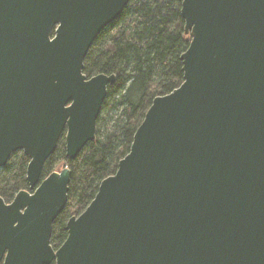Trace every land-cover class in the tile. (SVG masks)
I'll use <instances>...</instances> for the list:
<instances>
[{
    "label": "water",
    "instance_id": "95a60500",
    "mask_svg": "<svg viewBox=\"0 0 264 264\" xmlns=\"http://www.w3.org/2000/svg\"><path fill=\"white\" fill-rule=\"evenodd\" d=\"M129 1L0 0V169L29 158L28 190L0 197V264H264V0H181L183 82L51 246L71 170H42L62 135L69 160L95 139L115 75L83 63Z\"/></svg>",
    "mask_w": 264,
    "mask_h": 264
},
{
    "label": "trees",
    "instance_id": "16d2710c",
    "mask_svg": "<svg viewBox=\"0 0 264 264\" xmlns=\"http://www.w3.org/2000/svg\"><path fill=\"white\" fill-rule=\"evenodd\" d=\"M181 0H130L121 15L94 40L83 63L88 77L115 75L96 121L95 139L74 160L65 157L64 135L46 160L41 178L60 164L71 170L67 203L52 226L50 244L57 249L66 239L65 224L85 210L100 182L115 174L152 100L172 92L183 82L181 54L189 36L184 33ZM29 158L11 154L0 169V197L10 203L28 190ZM54 264V263H51Z\"/></svg>",
    "mask_w": 264,
    "mask_h": 264
},
{
    "label": "flooded vegetation",
    "instance_id": "af4514ba",
    "mask_svg": "<svg viewBox=\"0 0 264 264\" xmlns=\"http://www.w3.org/2000/svg\"><path fill=\"white\" fill-rule=\"evenodd\" d=\"M48 35H49V39L52 40L53 39V26L51 27Z\"/></svg>",
    "mask_w": 264,
    "mask_h": 264
},
{
    "label": "rangeland",
    "instance_id": "374dc122",
    "mask_svg": "<svg viewBox=\"0 0 264 264\" xmlns=\"http://www.w3.org/2000/svg\"><path fill=\"white\" fill-rule=\"evenodd\" d=\"M64 166H65L64 164H60L59 167L55 171H60Z\"/></svg>",
    "mask_w": 264,
    "mask_h": 264
}]
</instances>
